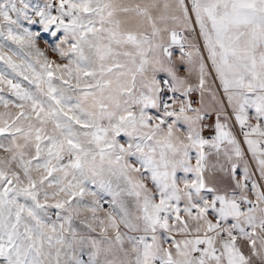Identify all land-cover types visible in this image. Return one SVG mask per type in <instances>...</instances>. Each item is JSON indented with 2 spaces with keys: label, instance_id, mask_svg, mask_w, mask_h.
<instances>
[{
  "label": "snow or ice",
  "instance_id": "obj_1",
  "mask_svg": "<svg viewBox=\"0 0 264 264\" xmlns=\"http://www.w3.org/2000/svg\"><path fill=\"white\" fill-rule=\"evenodd\" d=\"M0 264H264V0H0Z\"/></svg>",
  "mask_w": 264,
  "mask_h": 264
},
{
  "label": "rangeland",
  "instance_id": "obj_2",
  "mask_svg": "<svg viewBox=\"0 0 264 264\" xmlns=\"http://www.w3.org/2000/svg\"><path fill=\"white\" fill-rule=\"evenodd\" d=\"M42 48H44L45 47V45L41 42V45H40ZM48 55L50 56V57H52V58H55V54L53 53V52H51V51H48Z\"/></svg>",
  "mask_w": 264,
  "mask_h": 264
}]
</instances>
